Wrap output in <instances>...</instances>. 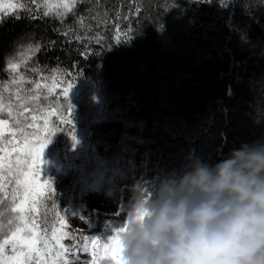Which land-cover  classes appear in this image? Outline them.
Returning <instances> with one entry per match:
<instances>
[{"label":"trees","instance_id":"trees-1","mask_svg":"<svg viewBox=\"0 0 264 264\" xmlns=\"http://www.w3.org/2000/svg\"><path fill=\"white\" fill-rule=\"evenodd\" d=\"M43 11L21 0L0 14V82L13 50L36 41L44 75L103 76L121 116L91 125V139L144 195L195 161L214 167L264 142V0H84L63 20ZM53 198L65 214L67 200Z\"/></svg>","mask_w":264,"mask_h":264},{"label":"clouds","instance_id":"clouds-1","mask_svg":"<svg viewBox=\"0 0 264 264\" xmlns=\"http://www.w3.org/2000/svg\"><path fill=\"white\" fill-rule=\"evenodd\" d=\"M133 193L123 264H264V142Z\"/></svg>","mask_w":264,"mask_h":264},{"label":"rangeland","instance_id":"rangeland-1","mask_svg":"<svg viewBox=\"0 0 264 264\" xmlns=\"http://www.w3.org/2000/svg\"><path fill=\"white\" fill-rule=\"evenodd\" d=\"M47 2L52 6L50 16H55L57 11H63L57 7L63 0ZM41 4L45 10L44 4ZM20 5L21 0H0V14L17 9ZM32 57L33 54L25 47L17 53L19 69L10 72L7 68L9 79L0 85V106H3L5 114L10 106L15 114L20 103L16 100L17 95L38 97L32 102L31 110L24 113L28 117L35 114L38 107L45 110L51 105L62 107L59 92L65 78L58 73L44 75L34 65ZM37 82L42 85L41 89L35 88ZM53 83L56 85L55 89L49 92ZM117 99L116 89L103 76L75 83L68 97L73 109V128L70 130L72 134L65 129L52 135L42 156L41 179L50 180L54 192L67 200L65 216L68 226L65 231L80 241H83L84 236L90 240L107 241L123 225L134 203V171L130 166L103 160L97 153L89 128L98 122L121 116ZM52 110L55 111L54 108ZM186 171L187 169H180L175 176L181 177ZM156 191H151V197L155 196ZM145 197L150 198L146 195ZM81 217L87 221L86 224L79 220ZM62 243L72 248L76 242L65 239ZM67 258L73 264L91 261L90 253L80 251L75 255L69 254Z\"/></svg>","mask_w":264,"mask_h":264},{"label":"snow or ice","instance_id":"snow-or-ice-1","mask_svg":"<svg viewBox=\"0 0 264 264\" xmlns=\"http://www.w3.org/2000/svg\"><path fill=\"white\" fill-rule=\"evenodd\" d=\"M40 2L45 7L42 15L50 16L52 6L47 0ZM83 2L84 0H63L57 5L63 11H57L55 16L63 20L73 12L78 3ZM63 35L66 36L67 32ZM75 39L79 40L80 37ZM48 43L54 45L55 41ZM25 47L30 54H34L40 51L42 44L40 41L34 44L29 42L26 46L21 45L20 49H14L6 58L10 72L19 69L17 53ZM81 54L88 55L87 52ZM76 78L75 73H68V79L62 82L59 92L62 107L51 105L47 110L38 107L35 114L28 117L24 113L31 110L32 102L38 97L20 95L16 96L20 103L15 114L11 106L6 114L3 106H0V264H73L67 256L75 255L77 251L90 253L91 261H85L84 264H123L120 235L132 219L130 213L123 225L107 241L90 240L86 236L80 241L65 231L68 226L66 216L53 198L52 182L41 179L42 156L52 135L65 129L72 134L73 109L68 97ZM55 86L53 83L49 92ZM41 87L39 82L35 84L36 89ZM53 116L55 119H52ZM49 200L52 201L51 207ZM79 220L83 224L87 223L83 217ZM65 239L76 243L69 248L62 243Z\"/></svg>","mask_w":264,"mask_h":264}]
</instances>
